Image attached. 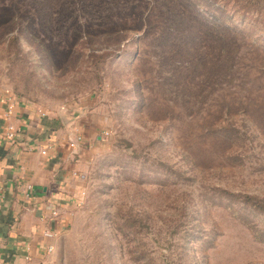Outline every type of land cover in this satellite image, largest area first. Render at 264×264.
Listing matches in <instances>:
<instances>
[{"label":"rangeland","instance_id":"374dc122","mask_svg":"<svg viewBox=\"0 0 264 264\" xmlns=\"http://www.w3.org/2000/svg\"><path fill=\"white\" fill-rule=\"evenodd\" d=\"M18 103L91 136L55 264H264V0H0Z\"/></svg>","mask_w":264,"mask_h":264},{"label":"crops","instance_id":"0c3cea01","mask_svg":"<svg viewBox=\"0 0 264 264\" xmlns=\"http://www.w3.org/2000/svg\"><path fill=\"white\" fill-rule=\"evenodd\" d=\"M79 125L44 117L24 103L9 109L0 104V264L53 259L54 249L48 254L46 247L55 248L69 212L79 203L83 149L75 154L69 146L72 134L82 132ZM9 127L13 138H8ZM90 138L85 132L81 144L87 146ZM44 231L55 236L47 238Z\"/></svg>","mask_w":264,"mask_h":264},{"label":"built area","instance_id":"2783aa9c","mask_svg":"<svg viewBox=\"0 0 264 264\" xmlns=\"http://www.w3.org/2000/svg\"><path fill=\"white\" fill-rule=\"evenodd\" d=\"M12 106H13L12 104H9L7 107L9 109ZM8 129H9V132L7 133L8 138H13L14 129L12 127H9ZM81 141H82V136L80 134H78V132H75L74 134H72L71 138H69V146H70L71 150L73 151V153L77 154L79 152L80 146H81L80 145ZM26 188L29 191L31 186L27 185ZM29 196H30V193H27L26 197L29 198ZM43 236H45L47 238H53L55 236V234L50 232V231H44ZM53 249H54L53 245H48L46 247V253L50 254L53 251ZM25 259H29V257H26ZM28 264H30V263H28ZM41 264H55V263H54L53 259L49 258V259H46L45 261H43Z\"/></svg>","mask_w":264,"mask_h":264}]
</instances>
